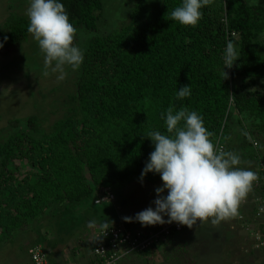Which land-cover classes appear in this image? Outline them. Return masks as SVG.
Returning a JSON list of instances; mask_svg holds the SVG:
<instances>
[{"label":"trees","instance_id":"trees-1","mask_svg":"<svg viewBox=\"0 0 264 264\" xmlns=\"http://www.w3.org/2000/svg\"><path fill=\"white\" fill-rule=\"evenodd\" d=\"M251 1L210 0L197 24L185 26L170 19L183 0H133L126 22L97 34L100 0H59L76 29L73 44L83 51V62L70 72L71 108L52 123L50 132L35 138L38 123L30 116L27 131H15L0 142V245L31 230L41 216L50 227L63 230L61 220L79 218L88 201L99 205L106 201L99 198L113 197L130 181L162 184L159 174L148 173L142 181L140 177L154 150L147 134H166L161 114L166 118L169 106L197 112L212 133L213 145L225 146L227 135L244 120L248 135L242 131L239 146L251 157L259 144L251 147L250 141L261 138L264 143V8ZM28 24V17L9 14L0 25V57L18 53L22 46L33 54L40 51ZM229 40L239 56L231 69L224 64ZM185 85H190L191 95L176 100ZM232 114L236 120L230 130L226 122ZM56 214L55 224L50 218ZM88 223L79 219L68 233L89 234L97 228ZM113 223L129 226L124 220ZM39 240L35 235L32 247ZM78 242L69 247L73 256L65 264H81L74 259Z\"/></svg>","mask_w":264,"mask_h":264},{"label":"clouds","instance_id":"clouds-1","mask_svg":"<svg viewBox=\"0 0 264 264\" xmlns=\"http://www.w3.org/2000/svg\"><path fill=\"white\" fill-rule=\"evenodd\" d=\"M209 3L210 0H183L180 6L171 11L170 19L181 25L195 26L202 18L201 8ZM25 14L29 20L27 31L44 54V75H49L50 69L52 73H59L56 76L58 82L63 81L67 77L66 66L73 71L77 70L84 55L83 51L73 44L76 29L69 22L67 10L59 0H30ZM6 40L7 37H4L5 42ZM2 47L3 43H0V48ZM238 59L233 42L227 41L224 51L225 68L231 69ZM222 75L224 79L228 78L225 71ZM190 95V85H185L180 87L175 98L182 100ZM161 118L165 119L166 134L160 131L147 134L154 150L150 153L140 177L142 181L148 173L159 174L162 187L155 189V207H148L134 217H123L124 222L129 223L132 229L145 233L158 227L147 231L141 227L176 223L191 230L198 224L208 222L210 218V223L215 226L221 221L237 216L240 202L252 190L253 181L258 179L257 174L237 167L241 161L234 152L225 151V147L224 151L214 148L210 140L212 133L204 127L203 118L197 112L189 111L184 106L179 109L169 106L166 118L164 113ZM248 138L251 139L250 136ZM165 191L167 195H163ZM166 217L167 220L164 219ZM132 222H138L141 227L131 226ZM94 223L90 222V226H94ZM109 224L111 222L105 220L102 227L108 229ZM179 233L173 235L170 240ZM32 239H35V235ZM32 239L28 244L24 240L27 248L22 250H38L47 264H54L56 260L52 256L53 253H50L44 242L39 240V243L32 247ZM157 243L129 255L151 250ZM86 252L79 249L77 243L74 256L84 257L88 262L90 256ZM25 255L32 264L28 252ZM127 256L121 258L117 264ZM62 262L65 264L66 259L63 258Z\"/></svg>","mask_w":264,"mask_h":264},{"label":"rangeland","instance_id":"rangeland-1","mask_svg":"<svg viewBox=\"0 0 264 264\" xmlns=\"http://www.w3.org/2000/svg\"><path fill=\"white\" fill-rule=\"evenodd\" d=\"M100 2L101 11L99 12L97 20V34L106 33L110 31L111 28L118 27L126 22L127 10L131 7L133 0H100ZM29 4L30 0H0V25L4 23L10 13L27 17L25 12ZM251 4L260 5L264 8V0H252ZM26 49L25 46H22L18 53L13 52L9 53L4 58L0 57V142L4 141L6 137L13 134L15 131H27L26 119L30 116H33L38 123V133L32 132V135L35 138H38L41 132H50L52 123L64 117L66 111L71 108V103L67 96L73 91L71 84L73 81V75L70 74L71 68L66 66L65 70L67 72V77L63 81L58 82L56 76L59 75V73H52L49 69V75H44V54L41 51H34L33 54L32 49ZM31 55L34 56L35 59L30 58L32 61H29ZM23 57H26L27 61L22 60ZM62 84L63 86L66 85V87L64 86L63 88ZM55 87H57V89ZM54 88V91H50V89ZM235 120L236 116L232 114L226 122V127H229L231 130ZM14 122L16 123L14 124ZM247 128L248 125L244 120L238 121L234 127V131L227 135L228 139L226 145L228 144L231 146V149L228 151L234 152L240 158L241 162L237 167L248 169L256 173V168H258V166L256 163V166L254 165L255 161H252L251 157L246 155V148H241L239 146L238 139L242 136V131H244L245 134ZM256 140L264 153V143L261 142V138ZM222 141L225 144V138L222 137ZM259 152L261 153L260 150ZM248 153L251 154V152ZM251 156L255 159L254 152H252ZM19 172H22V169H19ZM16 177L19 179L18 174H16ZM157 187H162V184L157 183L151 186L148 184L146 185L145 182L139 183L135 180L130 181L129 185L125 184L114 191V201L104 200L105 202H102L99 205H93L92 202L88 201L83 211L80 212L81 214L79 218H69L67 220L64 218L61 220L63 230H60L55 226L50 227L47 222V217L42 221L41 216L39 217L40 222L34 224V227L31 230L27 229L25 232L13 235L10 243H1L0 264H15L18 263L19 258L26 257L25 253H27L28 250H22L24 240H26V244H28L34 235H36L41 242L43 241L42 236L45 235L43 236L45 238L44 245L51 246L53 244L55 247L61 245L63 240H67L68 237L72 236L67 245L68 247L66 246L63 252H59V255H61L59 258L60 261L63 256L70 259L69 246L75 244L76 240L79 241V249L83 251L86 249L81 241H86L85 245L87 243L89 244L86 238V236H88L86 231L88 230H83L84 232L80 231L74 235L69 234V229L73 223L78 222L79 219H83L89 223L94 221V226L98 228L103 225L105 220L106 222L114 220L121 221L123 220V217H134L138 212L143 211L148 207H155L149 200L152 198L153 200L156 199L155 189ZM142 191L143 195L141 193ZM163 195H167V192L165 191ZM58 216L56 214L54 217L50 218V220L56 224V218ZM211 219L212 218H210V220ZM58 224L60 225V222ZM138 224V222H132L131 226L138 228ZM213 227L216 232L217 229L220 230L219 225ZM234 229L235 227H233L232 230ZM200 233L202 232H198V234ZM180 234L181 232L179 235ZM179 237L181 238L182 235ZM163 241L164 240L159 239L155 247L161 249L159 244ZM59 249H61V247H59ZM153 250L154 248L139 254L129 255L122 259L119 264H135L133 260H129L132 257L142 258L144 264H183L182 260H177L175 257L165 260L163 258L164 253L162 256L164 260L158 255L157 257L161 259H155V257H153ZM155 252L157 251L155 250ZM228 252L230 255L236 253L231 247H229ZM183 254L181 253L180 256H186H183ZM225 256L227 259L230 257L228 256V253H226ZM225 256H222V258ZM204 261L206 264L209 263L208 259H205ZM60 263L64 264L62 261L54 262V264ZM185 264L193 263L189 262Z\"/></svg>","mask_w":264,"mask_h":264},{"label":"crops","instance_id":"crops-1","mask_svg":"<svg viewBox=\"0 0 264 264\" xmlns=\"http://www.w3.org/2000/svg\"><path fill=\"white\" fill-rule=\"evenodd\" d=\"M224 147H225V151L231 149V146L229 145L228 146L225 145ZM258 149L261 152H263L261 150V146H259ZM258 149L257 151L259 152ZM247 154L248 152H246V155ZM251 159L252 161H254V158L252 156ZM145 184L152 186L157 183L155 184L145 183ZM141 193L143 195V191ZM254 197H255L254 192L251 190L247 194L245 199H243L240 202L238 208V215L228 220L221 221L218 224L220 230L217 229V232L214 231V227L209 221L204 222L202 224H198L197 226L193 227V229L191 230L188 229L187 227H182V232L180 235L174 237L171 240L163 241L162 243H160L159 245L161 246V249H158L157 247L154 248L153 257H155V259H161L164 253L163 258L165 260L168 258L175 257L177 258V260L180 261L182 260L183 264L189 262L193 264H206L204 261L205 259L209 260L208 264H262L263 254L260 251L253 248V239L250 235V232L257 228V226L255 225V223L252 221L251 218V213H252L251 210L253 205L252 201ZM154 200L152 198L149 201L153 203ZM238 216H241L243 218V221L238 220L237 219ZM245 222L248 223L249 225L248 232L243 230L242 228L244 227L243 223ZM137 226L141 227L140 224H138ZM232 226L235 227L234 230H232L233 229ZM157 227L158 225L150 226L149 228L155 229ZM198 232H202V233L198 234ZM181 235L182 237L180 238L179 236ZM71 238L72 236L69 238V241L71 240ZM66 241L67 240H64V242H62L61 245H57L56 247L54 245H51L52 247L51 250L53 253L52 256L59 255V252L61 251L63 252L65 250ZM59 247H61V249H59ZM229 247H231L233 251H236V253L230 255V253L228 252ZM155 250L157 252H155ZM159 251H163V252H159ZM181 253L182 254L184 253L183 256L184 255L186 256L184 257L180 256ZM226 253H228V256H230L228 259L225 256ZM157 255L161 258H158ZM222 256L225 257L222 258ZM53 258L59 262L62 261V258L67 259L66 256L61 257V261L59 259L60 257L54 256ZM74 259L77 261V263L86 264L84 257L74 256ZM129 260H133L135 264H144L142 258L140 259L139 257H132ZM15 264H30V262L27 257H22L19 258L18 263Z\"/></svg>","mask_w":264,"mask_h":264},{"label":"built area","instance_id":"built-area-1","mask_svg":"<svg viewBox=\"0 0 264 264\" xmlns=\"http://www.w3.org/2000/svg\"><path fill=\"white\" fill-rule=\"evenodd\" d=\"M251 146L255 147L256 142L251 141ZM222 144L215 143L214 148L224 151ZM264 157L255 155L256 174L258 179L253 181L252 191L255 197L252 201L251 218L257 228L250 232L253 239V248L263 254L264 264ZM111 194H106L97 201H111ZM96 201V202H97ZM167 220L168 218H164ZM238 220L243 221L241 216L237 217ZM243 230L249 231L248 223H243ZM181 227L176 223L159 225L154 231L143 232L141 230H134L130 226L127 228L123 224L113 223L109 225L108 229L93 228L88 236H86L89 244L85 245L86 241H81L85 251L90 256L92 264H117V262L129 255L132 252L143 251L153 244L157 243L159 239L169 234L176 235L181 231ZM28 254L31 256L32 264H47L43 256L40 255L38 250L28 249ZM86 252V253H87Z\"/></svg>","mask_w":264,"mask_h":264}]
</instances>
